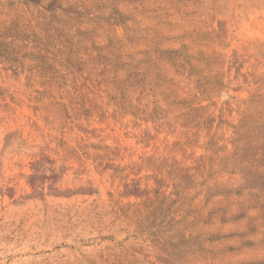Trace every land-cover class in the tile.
Listing matches in <instances>:
<instances>
[{"label":"rangeland","instance_id":"rangeland-1","mask_svg":"<svg viewBox=\"0 0 264 264\" xmlns=\"http://www.w3.org/2000/svg\"><path fill=\"white\" fill-rule=\"evenodd\" d=\"M0 264H264V0H0Z\"/></svg>","mask_w":264,"mask_h":264}]
</instances>
